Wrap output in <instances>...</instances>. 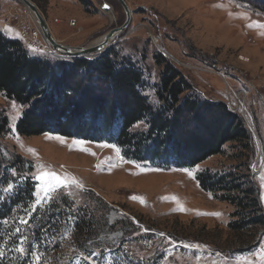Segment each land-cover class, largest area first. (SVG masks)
<instances>
[{
	"label": "rangeland",
	"instance_id": "374dc122",
	"mask_svg": "<svg viewBox=\"0 0 264 264\" xmlns=\"http://www.w3.org/2000/svg\"><path fill=\"white\" fill-rule=\"evenodd\" d=\"M30 1L43 7L38 10L52 37L67 47L86 46L125 20L116 0H88L87 9L78 0ZM124 2L130 24L106 52L140 68V91L148 103L159 105L155 93L167 64L196 96L223 102L239 116L248 140L226 143L220 154L192 168L138 161L105 141L48 133L20 136L16 124L25 108L0 93V201L27 188L30 193L10 220L0 222L16 236L11 247L0 244V264L14 258L19 264H264V225L230 230L235 209L201 189L196 179L205 170L234 175L257 190L264 214V14L236 0ZM104 3L108 11L102 10ZM35 27V18L19 0H0L2 35L19 41L33 57L69 60L42 37L44 46H32L28 33ZM158 55L164 62H156ZM145 130L144 123L132 129ZM45 172L72 177L80 186L70 184L46 198L35 178ZM65 203L70 212L92 215L95 235L76 240L75 219L68 217L60 230L37 239L31 218L48 205Z\"/></svg>",
	"mask_w": 264,
	"mask_h": 264
},
{
	"label": "trees",
	"instance_id": "16d2710c",
	"mask_svg": "<svg viewBox=\"0 0 264 264\" xmlns=\"http://www.w3.org/2000/svg\"><path fill=\"white\" fill-rule=\"evenodd\" d=\"M236 1L264 14V0ZM78 2L87 9L88 0ZM38 8L43 12V7ZM155 59L157 63L164 62L160 55ZM142 85L140 68L128 59L118 61L111 50L96 58L50 63L29 55L19 41L0 33V93L25 108L16 124L20 136L48 133L105 141L121 148L127 158L159 160L180 168L195 167L220 154L226 143L248 140V131L239 116L223 102L196 96L173 67L165 64L160 75L155 93L158 106L148 103L140 91ZM139 123H144L146 130L132 131ZM196 179L201 189L235 209L234 219L228 224L230 230L264 225L255 188L229 173L219 175L205 170ZM27 189L0 201V222L13 217L23 197L29 196ZM70 211L66 203L60 208L48 205L46 212L31 218L33 234L37 239L43 233L52 235L68 217H73L76 240L94 236L97 227L92 215L80 209ZM13 231L0 227V244L11 247L16 240ZM19 262L14 258L6 264Z\"/></svg>",
	"mask_w": 264,
	"mask_h": 264
},
{
	"label": "water",
	"instance_id": "95a60500",
	"mask_svg": "<svg viewBox=\"0 0 264 264\" xmlns=\"http://www.w3.org/2000/svg\"><path fill=\"white\" fill-rule=\"evenodd\" d=\"M22 5L30 11L34 16L35 22L40 30L42 39L50 46V48L60 54L65 58H89V57H99L106 52V48L113 44V39L121 34L124 29L130 24L131 21V11L127 7L124 0H116L121 6L125 14V20L123 24L117 28L108 30L103 35L99 36L95 41L89 43L83 47H67L58 43L51 35L48 25L38 10V8L30 0H19ZM107 4H102L101 8L104 11L109 10V6L105 7Z\"/></svg>",
	"mask_w": 264,
	"mask_h": 264
},
{
	"label": "snow or ice",
	"instance_id": "6c2138e0",
	"mask_svg": "<svg viewBox=\"0 0 264 264\" xmlns=\"http://www.w3.org/2000/svg\"><path fill=\"white\" fill-rule=\"evenodd\" d=\"M218 7L220 5H217ZM105 7H108L105 5ZM15 107V105H14ZM28 151H33L32 149H28ZM38 181H40V184L38 185V192H42L44 197L52 199L53 197L50 195L51 193H55L57 190L66 188L70 184H75L77 186H80L78 184V181H76L72 177H64L61 178L54 172H45L42 173L41 175H38L35 177ZM12 185L8 186V189H11ZM8 189H5L7 191ZM132 199H137L136 197H132ZM173 199H175L173 197ZM143 202V201H141ZM37 203H40L39 200H37ZM181 210H184L181 208ZM213 215H219V213H213ZM19 251H23V249H18Z\"/></svg>",
	"mask_w": 264,
	"mask_h": 264
},
{
	"label": "built area",
	"instance_id": "2783aa9c",
	"mask_svg": "<svg viewBox=\"0 0 264 264\" xmlns=\"http://www.w3.org/2000/svg\"><path fill=\"white\" fill-rule=\"evenodd\" d=\"M70 23H72V26L75 25L74 21H70ZM28 35H29V39L31 41L32 46H35V47L44 46L43 44H40L41 42L39 39H41V33L37 27H35L33 30H31V32H29ZM44 49H47L46 46L44 47Z\"/></svg>",
	"mask_w": 264,
	"mask_h": 264
},
{
	"label": "bare ground",
	"instance_id": "6f19581e",
	"mask_svg": "<svg viewBox=\"0 0 264 264\" xmlns=\"http://www.w3.org/2000/svg\"><path fill=\"white\" fill-rule=\"evenodd\" d=\"M34 17V16H33Z\"/></svg>",
	"mask_w": 264,
	"mask_h": 264
}]
</instances>
